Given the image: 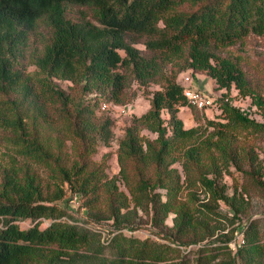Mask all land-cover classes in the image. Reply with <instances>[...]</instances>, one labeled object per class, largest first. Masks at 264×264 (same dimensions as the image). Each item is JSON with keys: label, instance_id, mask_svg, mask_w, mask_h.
<instances>
[{"label": "trees", "instance_id": "1", "mask_svg": "<svg viewBox=\"0 0 264 264\" xmlns=\"http://www.w3.org/2000/svg\"><path fill=\"white\" fill-rule=\"evenodd\" d=\"M188 2L200 4L186 11L181 7ZM251 36L264 37V0H0V91L15 95L1 107L0 123L19 133L12 140L24 160L22 166L0 163V264H264V242L254 223L234 252L229 243L214 241L201 246L190 263L180 250L217 231L207 225L215 213L211 204L196 208L181 201L184 185L225 198L215 178L224 164L243 170L236 159L242 155L237 132L262 134L264 123L220 96L221 113L205 131L185 128L179 112L188 103L177 79L186 71L206 75L217 90L235 88L251 98L264 115V97L253 90L240 62L222 54ZM55 80L82 88L83 96L76 99ZM133 83L157 89L147 91L149 109L132 118L119 142L125 192L88 156L97 143L108 145L113 138L112 114L106 111L95 124L96 106L132 105ZM54 105L81 147V159L70 167L27 128V118L46 119ZM38 167L50 172L53 188ZM67 192L83 200L96 223L112 221L119 230H133L141 212L162 242L119 233L105 253L99 236L70 221L59 204ZM19 221L34 225L21 229ZM43 221L49 225L41 229Z\"/></svg>", "mask_w": 264, "mask_h": 264}, {"label": "rangeland", "instance_id": "2", "mask_svg": "<svg viewBox=\"0 0 264 264\" xmlns=\"http://www.w3.org/2000/svg\"><path fill=\"white\" fill-rule=\"evenodd\" d=\"M199 4L200 2H197V4L188 2L181 8L190 11ZM222 54L230 56L240 62L253 90L264 97V37L251 36L244 43L223 50ZM27 71L34 73L36 70L34 67L30 66ZM187 75L193 77L191 87L194 90H199L207 96L214 95L216 99L223 97L225 102L226 99H228L229 104L244 109V115L248 117V119H255L259 121V123H264L263 111L254 106L251 98L241 97L240 93L239 95L238 93L236 94V89L221 96L222 92L216 89V85L211 78L203 74L195 76L192 75L190 71L181 73L178 76L177 82L182 84L183 77ZM54 83L59 89L75 95L76 99H81L84 94L82 88H76L68 81L55 80ZM156 89V87L151 86L146 90L145 88H140L136 83H133L129 93L136 92V97L131 102V111L126 115H118L116 112L107 111L110 112L113 117V138L108 145L97 143L95 151L88 156V159L94 165H103L105 173L110 179L117 178L118 187L125 192L126 187L119 175V142L124 137L125 129L129 126L132 118L143 115L149 109V95L147 91ZM9 99H15V95H8L0 91V109L5 101H9ZM47 111L48 117L46 119L33 121L34 119L32 116L27 118V128L29 131L33 132L34 135L38 136L55 156L59 155L64 165L70 167L74 161L81 159V147L77 140L70 135L66 120L61 119L58 106H51ZM107 112L104 111L101 106H96L95 118L97 119L95 124H98L103 118L108 116ZM213 115L217 114H214L213 111L205 112L192 109L189 106L182 107L179 112V117L183 120L185 128L198 127L201 131L206 130L209 121H214ZM214 117L216 122L218 121L222 124L226 123L223 116L218 118H216V116ZM213 130V127L208 128V132ZM18 134V132L0 123V163L4 167L8 166L12 161L20 166L24 164V160L19 156L16 150L17 148L12 140ZM143 134L146 137L155 138V135L149 134L147 131H143ZM237 135L238 140L236 145L239 146L242 155L238 154L236 159L240 169L243 170L237 169L233 164H230V166L226 168L224 164V168L220 170L221 174L215 178L218 189L223 192L225 198L217 199L216 195L212 196L208 189L206 190L202 187L195 189L187 185L183 187V195L180 198L181 201L187 202V200H189V205H193L196 208H203L202 206L211 204L210 206L215 213L212 212L210 221L207 225H209L210 230H212L213 227H217L214 236L196 244H190L180 248L183 254L187 255L186 259L190 263L195 259L197 250L201 246L214 241H218L217 245H226L229 243V250L232 252L236 251L230 244H236L235 248H237L239 244L243 245L238 239L241 235H243V237L246 235L250 223L256 225L257 239L260 242H264V133L259 134L249 131H238ZM250 162L253 164L251 168L249 167ZM174 167L179 170L184 179L181 165L175 164ZM37 169L43 178V182L49 183L53 188V184L56 182L50 177V172L40 167ZM209 177H212V175ZM189 192L194 194L192 198L188 197ZM161 193L163 195L165 194L164 191H161ZM71 197L72 195L67 192L59 204L64 207L68 215H70V221L83 225L99 236L100 242L105 247V253L107 254L110 250L109 246L111 240L119 233L140 240L150 239L162 242L159 230L152 225L150 218L143 216L141 212H138V216L141 220H137L133 230H119L113 225L112 221L96 223L91 218L88 209L83 206V200H81V198H79L76 209H69L68 205ZM174 217V214H170L167 219L166 224L169 228L174 225ZM19 222L20 223L17 224L21 229L29 228L27 221L25 223L24 221ZM40 228H45L43 222ZM168 235H170V233H168ZM221 257L222 256L219 258ZM222 259L224 258L220 260ZM239 263L241 264L240 261Z\"/></svg>", "mask_w": 264, "mask_h": 264}, {"label": "built area", "instance_id": "3", "mask_svg": "<svg viewBox=\"0 0 264 264\" xmlns=\"http://www.w3.org/2000/svg\"><path fill=\"white\" fill-rule=\"evenodd\" d=\"M192 76L191 75H187L185 77H183L182 79V86H183V96L186 99L188 106L200 111H213V113L216 114H220L221 113V108H220V104L217 103L216 98L214 97V95L212 96H207L204 93L200 92L199 90H194L191 87L192 84ZM235 88H232L231 90H234ZM221 96L224 94H227V90H220ZM236 94L239 92L236 89L235 90ZM226 101H228V99H226ZM101 107L104 111H112V112H116V114L118 115H126L128 114L130 110V107H132L131 105H115L112 103H102ZM79 203V197L77 195H72V197L69 199V206H71L73 209H76ZM26 221H24L25 223ZM20 223V222H17ZM28 223V227L33 226L34 224H32L30 221H27ZM30 223V225H29ZM43 225L46 227L49 225V221H43ZM242 244H244V237L243 235L240 236V238L238 239ZM230 246H232L234 249L236 247V244H230ZM240 246V244H239Z\"/></svg>", "mask_w": 264, "mask_h": 264}]
</instances>
